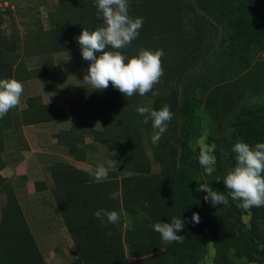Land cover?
I'll list each match as a JSON object with an SVG mask.
<instances>
[{
	"label": "trees",
	"instance_id": "trees-1",
	"mask_svg": "<svg viewBox=\"0 0 264 264\" xmlns=\"http://www.w3.org/2000/svg\"><path fill=\"white\" fill-rule=\"evenodd\" d=\"M128 4L129 15L134 19L143 18V25L131 46L120 51L130 59L138 56L141 49L163 50L164 74L153 88V91H159V95L153 96L149 92L145 96L153 100L152 109L161 110L168 106L174 116L159 143L153 144L152 121L144 124L145 117L137 112V108L143 106L138 93L128 98L111 84L106 90L93 89L84 93L82 105H79L85 115L102 120L105 128L100 132L92 129V133L97 140L106 141L111 152L117 153L115 159L119 170L140 175L150 173L146 142L159 166L155 178L128 179L121 193L117 185L114 188L113 183H107L110 192L118 191L124 202L120 203L119 196L116 199L109 197L103 206L105 199H91V205L95 207L91 209L92 213L101 209L108 211L123 204L129 210L130 223L125 238L131 256L138 259L135 264H190L201 250L198 244L193 242L191 246L185 239L182 244H165L160 234L149 225L171 223L173 217L182 219L186 209V204H182L183 198H190L191 186L201 174L199 155L189 146L190 127L196 122L190 103L203 104L208 116L223 132L218 142L219 167L213 173L214 181L220 179L219 192L227 194L223 179L236 164L233 146L240 141L253 147L256 143H264V0H196V3L189 0H128ZM195 4L201 11H210L225 31L223 50L219 55L211 52L206 25L202 23L201 26L194 18ZM60 12L68 26L57 35L70 40L74 53L81 51L77 37L83 29L91 32L103 24L95 0H60ZM70 43L64 46L71 49ZM62 116L63 113L56 115L54 110H45L41 116H35L34 122H51ZM64 143L75 159L82 158L75 143ZM50 171L55 182L53 196L71 231L69 216L75 214L77 223L82 224L85 211L91 212L82 206L81 200L75 202V199H80L77 197L78 189L89 191L81 184L83 177L88 178V175L81 174L70 165L53 164ZM1 177L0 188L7 194V204L0 222V264H45L12 185H5ZM97 200L100 207H97ZM236 204L229 199V205H219V215L211 222L210 232L219 251L224 252L230 249V242L226 239L231 234L235 235L234 230L242 237L248 235L250 243L256 247L259 263H263L264 248L260 251L259 245L264 246V231L253 224L246 230L237 226L241 224L242 216L241 208ZM138 205L145 207L149 215L144 225L139 223L138 215L132 214L134 211L138 213ZM256 208L252 209L258 213ZM189 211L191 209L188 208ZM224 212L236 219L235 225ZM92 213L85 217L92 219L91 226H97L101 221ZM111 230L109 227L107 236ZM177 234L183 235V231ZM171 245L173 249L162 251L163 248L170 249ZM105 261L111 263L109 259Z\"/></svg>",
	"mask_w": 264,
	"mask_h": 264
},
{
	"label": "rangeland",
	"instance_id": "rangeland-1",
	"mask_svg": "<svg viewBox=\"0 0 264 264\" xmlns=\"http://www.w3.org/2000/svg\"><path fill=\"white\" fill-rule=\"evenodd\" d=\"M189 1L196 3V0ZM193 9L196 10L195 20L208 28L211 52L219 55L223 50L222 43L226 35L223 27L210 11H201L197 4ZM64 19V14L60 12V0H0V80L15 79L22 83L24 89L20 105L0 119V171L13 166L16 173L29 180L48 175L53 164L74 167L81 174L88 175V178L83 177L81 184L89 191L78 189L77 197L80 199H75V202L81 200L82 206L91 210L85 211V215L90 217L91 208H95L91 205V199H105L103 206L108 202L111 192L107 183H113L114 188L117 185V190L121 193L128 179L155 178L159 173V166L154 162L149 143L146 142L144 144L149 155L150 173L140 175L129 170L121 171L118 168V160L115 159L117 153L109 150L106 141L94 137L92 129L100 132L105 126L101 119L85 115L80 107L84 93L95 89L83 81L89 62L82 58L81 51L72 52L74 49L68 38L57 35V32L68 26ZM65 43H70L71 49L66 48ZM139 99L143 106L152 109L151 98L141 96ZM190 105L196 114V122L190 127L192 132H189V146L199 155L201 150L215 144L212 155L215 157L217 170L218 142L222 139L223 132L208 116L203 104ZM45 110H54L56 115L63 113V116L51 122L35 123V116H41ZM63 141L75 143L77 153L83 159H75ZM98 165L108 169L107 179H94ZM220 166L225 167L221 163ZM201 169L200 176L191 186L190 198H183L184 202L182 201V204H186L182 214L186 225L183 230L185 240L191 246L194 242L201 247L197 259L190 264H264L259 263L256 247L250 243L249 236L242 237L236 234L234 229L235 235L231 234L226 239L230 242L228 252L221 249L219 251L210 232V224L218 217L220 207L205 202L204 196L207 193L197 191V188L203 183L219 192L220 179L214 181L213 174L205 175L204 169ZM4 181L5 185H12L11 181ZM119 197L120 203H123L124 199ZM98 203L97 207H100V202ZM136 207L138 213L134 211L132 214L138 215L139 223L144 225L149 216L147 210L140 205ZM188 208L191 211L188 212ZM256 209L258 213L254 212V209H241V224L237 226L246 230V227L250 229L253 224L264 231V206ZM108 211L119 213L120 218L116 224L108 223L105 218L103 224L91 226L92 219L86 218L85 215L81 218V224L77 223L75 214H72L69 216L72 233L61 214L64 226L62 227L67 231V243L62 248V253L44 252L47 255V264H74L77 261L81 264H135L138 259L131 256L125 238L130 223L129 210L119 204L118 208H109ZM193 213H198L200 217L198 224L191 222ZM224 214L232 224H236V219L226 212ZM92 215L95 216L94 213ZM109 227L112 230L107 236ZM263 248V245H259L260 251ZM171 249L172 245L170 249L163 248L162 251L165 253ZM107 259L111 263L105 261Z\"/></svg>",
	"mask_w": 264,
	"mask_h": 264
},
{
	"label": "clouds",
	"instance_id": "clouds-1",
	"mask_svg": "<svg viewBox=\"0 0 264 264\" xmlns=\"http://www.w3.org/2000/svg\"><path fill=\"white\" fill-rule=\"evenodd\" d=\"M95 3L99 18L103 21L102 26L91 32L83 29L82 34L77 37L82 58L89 62L83 81L97 91L106 90L111 84L128 98L137 93L145 96L149 92H152L153 96H158L159 91H153V88L164 74L163 50L152 52L141 49L138 56L130 59L120 51L130 47L132 41L138 38L143 18L134 19L129 15L128 0H95ZM107 48L113 50L106 51ZM23 90L22 83L15 79L0 80V119L20 105ZM137 112L145 117L144 124L152 121L154 134L151 140L153 144H158L174 114L168 106L161 110L140 106ZM215 148L216 145L213 144L201 150L198 156L199 164L204 169V174L208 176L216 171V160L212 155ZM232 152L235 153L236 164L223 179L227 194L214 191L210 185L203 183L197 191L206 192L204 200L213 206L229 205V199L237 202L236 206L245 211L264 206V143H256L253 147L240 141L233 146ZM107 176L108 169L98 165L94 179L99 181L107 179ZM119 195L118 191L113 192L110 198L116 199ZM94 215L102 224L105 218L110 224H116L120 218L118 212L103 209L96 211ZM191 222L193 224L200 222L198 213H193ZM149 227L160 234L165 244L184 242L185 237L177 234L185 228L184 219L173 217L171 223L157 222L154 225L150 224Z\"/></svg>",
	"mask_w": 264,
	"mask_h": 264
},
{
	"label": "crops",
	"instance_id": "crops-1",
	"mask_svg": "<svg viewBox=\"0 0 264 264\" xmlns=\"http://www.w3.org/2000/svg\"><path fill=\"white\" fill-rule=\"evenodd\" d=\"M14 169L13 166L5 168L1 171V175L4 179L11 181L16 201L21 207L27 226L42 253L44 263L47 264V255L44 252L61 251L62 253L64 252L62 248L67 243V231L63 228L62 221L64 218L62 219V213H60L53 196L54 178L50 171L42 178L25 180L24 175L16 173ZM6 204L7 194L0 188V222L3 220V209Z\"/></svg>",
	"mask_w": 264,
	"mask_h": 264
}]
</instances>
